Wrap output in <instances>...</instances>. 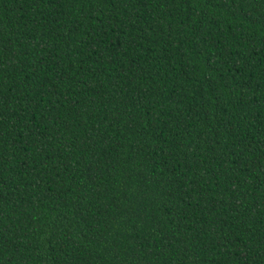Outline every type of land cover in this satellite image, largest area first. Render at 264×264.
Masks as SVG:
<instances>
[{"label": "trees", "instance_id": "obj_1", "mask_svg": "<svg viewBox=\"0 0 264 264\" xmlns=\"http://www.w3.org/2000/svg\"><path fill=\"white\" fill-rule=\"evenodd\" d=\"M0 264H264V0H0Z\"/></svg>", "mask_w": 264, "mask_h": 264}]
</instances>
